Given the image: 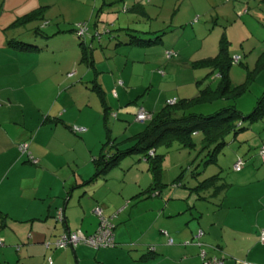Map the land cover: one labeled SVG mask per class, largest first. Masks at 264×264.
I'll list each match as a JSON object with an SVG mask.
<instances>
[{
	"label": "crops",
	"instance_id": "crops-1",
	"mask_svg": "<svg viewBox=\"0 0 264 264\" xmlns=\"http://www.w3.org/2000/svg\"><path fill=\"white\" fill-rule=\"evenodd\" d=\"M120 1L122 3L119 11L152 20L145 4H150L152 0H145L144 5L141 0ZM113 2L115 1L103 0V5ZM126 5L127 7H124ZM258 6H264V0L258 1ZM113 9L109 8V11H114ZM133 24L118 28L137 31L136 34L142 38H154L161 34L159 24H150L137 30ZM70 29L66 32H70ZM202 30L206 32L204 37L213 33V30L204 27ZM64 33L63 30H57L41 37L44 40H54ZM18 35L13 33L9 40L21 41L15 38ZM3 38L0 40V215L4 216L5 223L0 229V240L3 242V246H0V264H202L200 250H205L209 256L217 257L221 264H255L248 258L256 254V246L255 243L252 245L246 236L244 237L247 241L242 246L243 249L247 246L245 262L236 260L234 263H225L222 256L225 251L222 244L228 237L227 232H233L228 238L233 236L234 241L235 235H244L231 230L233 228L230 226H235L236 219H239L236 226L241 225L243 211L228 210L229 204L224 203L227 200L224 189L216 195L210 193L213 198L222 194L219 203H209L200 211L193 207L194 212L191 211L192 215L186 223H174L172 218L176 216L168 214L165 220L168 223L161 227L164 229L161 231V237L152 238L145 245L142 236L151 225L143 229L141 224L138 226L134 223L137 201L132 199L128 192H123L118 186L119 183L110 178L111 171L103 179L99 178L90 185H83L94 174L93 162L99 156L108 136L120 140L143 130L136 132L134 125L124 127L118 122L108 126L105 115L101 122V105L97 94L91 90L92 80L96 81L104 93L109 109L107 117L118 119L121 116L125 120L123 122H128L127 118L133 115L135 122L137 108H143L146 112L157 110L139 105L137 100H119L118 98L126 97L127 93L123 91L118 96L115 89L118 87L117 79L112 77V73L109 74L111 71L106 70L104 74L103 65L100 70V66L95 65L96 62H104V56L96 53L92 47L95 71L93 70L91 77L86 78L88 74H85L79 81L65 85L64 81L55 82L54 74L51 73L54 70L53 65L63 67L64 59L65 66H69L68 50L65 47L67 43L50 47L45 42L38 47L37 43L21 41L36 46V49L20 50L8 45ZM114 39L116 35L112 34L101 37L100 50L103 40H107L108 44L105 43V46L108 48L110 41L113 42ZM126 41L127 38L122 44ZM119 44L120 41L116 43L114 52L122 48H118ZM128 47L136 49L130 46L122 49ZM75 75L76 72L66 74L68 79L74 78ZM122 82L125 85L124 81ZM128 86H131L130 83ZM138 87L143 89V86ZM115 100L118 102H114ZM166 102L167 100L163 106ZM132 103L136 109L128 106ZM123 105L124 107H121ZM120 126L121 133L115 132ZM73 127L81 128L82 131L73 132ZM22 143L28 145L27 152L37 160V164L30 163L27 153L22 154L19 151L18 145ZM143 161L147 165L144 159ZM261 163H264V160ZM259 181L261 182L256 183L262 185L264 176ZM248 184L250 185L241 186L250 188L247 189V195L244 194L241 199L231 202L230 205L236 209L248 205L257 210V228H252V231L258 236L264 229V190L254 192L258 185ZM114 190L120 191L116 193ZM146 195L149 196V193ZM126 201L128 206L122 207ZM164 204L166 208L167 203ZM97 205L103 208L104 215L111 218L115 225L114 247L95 250L84 245L74 248H55L52 245L59 235L68 233L67 230L80 231L85 235L93 234L97 229L98 219L92 210ZM121 207L124 209L119 212ZM58 212L63 213L61 221L56 218ZM178 212L180 215L182 211L179 209ZM129 224L137 226L136 233H130ZM199 232L201 235L196 237ZM169 239H172V244L168 243ZM48 243L51 245L46 247ZM150 247L153 248L152 251L149 250Z\"/></svg>",
	"mask_w": 264,
	"mask_h": 264
},
{
	"label": "rangeland",
	"instance_id": "rangeland-1",
	"mask_svg": "<svg viewBox=\"0 0 264 264\" xmlns=\"http://www.w3.org/2000/svg\"><path fill=\"white\" fill-rule=\"evenodd\" d=\"M114 1L112 4L103 5V0H0V40L4 37L3 41L8 42L10 35L18 33L19 35L15 37L17 40L31 44L37 43L38 47H40L39 44L44 45L45 42L50 47L54 44L60 43L58 45L60 46L67 43L65 47L68 50L69 68L65 66L66 59H64L63 67L53 65L54 70L51 73L54 74L55 82L64 81L65 85L79 81L82 75L88 74L86 77L88 78L93 74V69L88 64L80 62L79 44L83 42L87 47H92L96 53L104 56V62H96L95 65L100 66L99 70L103 65L102 69H105L103 70L105 72H101L105 74L106 70L111 71L109 74L112 73V77L117 79L118 87L115 89L118 96L120 92L127 93L126 97L118 98L119 100H137L139 105L158 110L165 100L169 102L193 98L199 91L198 87L200 89L210 87L214 90L219 85L220 80L216 70L210 67L193 68L192 65L201 59L215 57L219 50L220 40L226 39L228 41L226 51L231 58L228 69L231 88L244 85L248 76L252 77V80L247 83L245 92L235 100L214 99L211 102L196 103L192 106V110L199 114L211 115L223 107L234 106L242 114V118L253 111L264 93V66L260 67L264 64L262 60L264 56V6H258L260 0H152L150 4L145 3L146 11L152 17L150 21L139 18L133 13L126 14L122 10L119 11L122 1ZM144 1L141 0L143 5ZM109 8H114V11H109ZM37 9L43 10L42 18L29 21L21 29L17 28L15 32L8 28L17 18ZM79 24H84L86 27L83 38L77 39L74 32H66ZM129 24H133L136 30L144 29L150 24H159L161 33H163L161 38L163 43L148 48L130 46L136 49H129V47L122 49L127 47H123L125 45L122 41L127 38L125 33L130 31L120 30L121 28L118 27L126 28ZM203 27L213 30V33L204 37L206 32L202 30ZM35 29L42 30V33L49 35L57 30H63L65 33L61 34L59 39H54L55 41L52 38L44 40L41 37L44 34L40 32L38 35L34 34ZM4 32L8 33L5 35ZM95 34H99L102 38L112 34L116 35V39L113 42L110 41L108 48L105 46L107 40H103L100 50L99 36ZM119 41L121 44L118 48H122L114 52L116 43ZM139 49L143 51L140 52ZM165 51L170 53L171 57L165 56ZM85 52L88 55V50ZM235 57H239L238 62L232 61ZM68 72H76L75 77L68 79L66 76ZM128 83L131 86H128ZM138 85L143 86V89ZM98 102L100 104L99 99ZM132 105L133 103L128 104V106ZM132 107L136 109L135 106ZM101 113L102 122L103 108H101ZM127 120L130 123L123 122L125 120L121 116L118 119L107 117V124L110 126L118 122L124 127L131 124L137 129L136 132L144 128V122H133V115ZM239 126L241 130L235 135L227 136L226 145L215 154V162L209 164L205 163V153H200L202 132L192 135V146L181 147L177 142L168 148L165 145L159 146L156 154L165 155L161 164V183L155 189L157 191L149 193V196L146 195V190L151 183L152 174L142 156L126 157L117 168L109 173L110 178L119 183L118 186L124 190L123 192H128L132 199H136L135 205L138 206L136 207L137 212H134L136 215L134 223L138 226L141 224L143 229L151 225L142 236L145 245L150 239L161 237L163 233L161 231H164L161 227L168 223L165 221L168 214L176 216L172 218V222L182 224V221L186 223L190 219L191 211L194 212L193 207L200 211L209 203H219L222 194L213 198L210 195V193L214 194L213 188L202 191L198 190V186L205 179L220 174L221 180L217 186L224 185L223 193L227 196L224 203L229 204L228 210L235 212L242 209L243 211L242 218H240L241 225L236 226L239 219L235 218V226L230 227L233 228L231 230L239 231L244 235H235L236 241H234L233 236L228 238L233 235V232H227L228 237L222 244L225 250L222 255L225 263H234L236 260L246 261L247 246H244V249L242 247L247 241L244 237L246 236L251 240L250 243L252 245L255 243L256 246V254L248 259L255 264H264V244L259 241V235H255L252 231V228H257V210L248 205L237 209L230 205L231 202L241 199L244 194L247 195L249 191L247 189L250 188L241 186L250 185L248 183L257 184L254 192L264 190V182L262 185L258 184L261 182L259 179L264 176V163H261L263 160L259 155L261 148L264 147V116L252 121L242 119L236 123V127ZM121 131V126L117 131L115 130L119 133ZM104 141L105 138H103V143ZM238 158L243 160L244 165L240 172H235L233 165ZM114 191L119 193L120 190ZM140 192L142 193L137 195ZM201 197L206 199H201ZM164 202L167 203L166 208H164L166 206ZM127 204L126 201L122 207ZM122 207L119 212L124 209ZM179 209L182 211L180 215H178ZM235 216L238 217V215ZM136 227V225L129 224L128 230L130 233H136L138 229Z\"/></svg>",
	"mask_w": 264,
	"mask_h": 264
},
{
	"label": "trees",
	"instance_id": "trees-1",
	"mask_svg": "<svg viewBox=\"0 0 264 264\" xmlns=\"http://www.w3.org/2000/svg\"><path fill=\"white\" fill-rule=\"evenodd\" d=\"M43 17V10L37 9L24 16L16 19L9 25V29H16L23 27L24 24L32 21L36 18ZM98 18V17H97ZM77 28H71L70 32H74L76 35ZM126 30V29H124ZM129 31V30H128ZM37 29L34 30V34L38 35ZM137 31L131 30L129 33H125L127 37V46H135L138 48H146L162 43V35H157L154 38L144 39L139 36ZM166 33V32H164ZM99 36L98 34H95ZM77 39H80L76 36ZM101 37H99L100 39ZM8 45L20 49V50H35L36 46L24 43L16 40H9ZM228 41L221 39L219 44V50L215 57L205 58L195 62L193 68H211L217 71L220 80L219 85L213 90L210 87L200 89L198 87V93L193 98L189 99H177L173 104L165 103L163 107L155 112H147L150 114V119L144 121V128L141 132L136 133L133 136H129L124 139H112L108 136L107 141L103 144V148L99 156L94 160V174L89 180L85 181L83 185H90L97 181L99 178H104L110 171L117 168L122 160L132 155H141L147 162L148 170L152 174L151 183L146 190V193H151L158 188L161 183V164L164 159V154L157 155L156 150L161 145L171 146L174 142H177L182 146H192L191 137L198 132L203 133L202 145L200 153H205L206 164L215 162V154L226 145V138L230 134H237L241 127H236L237 121L244 120H256L264 116V93L257 101L253 111L242 118V114L234 106H226L216 110L211 115H203L194 112L192 106L198 103L211 102L214 99H236L239 95L245 92L247 83L252 80V77L247 78V82L236 88H231V82L228 77V69L231 64V58L229 57L226 48ZM81 48L82 62L89 65L94 70L92 48L84 45L83 42L79 44ZM85 50H88L86 55ZM168 52H165V54ZM166 56V55H165ZM264 61V56L262 57ZM264 64L260 65L263 67ZM95 71V70H94ZM93 85L91 90L95 92L100 101L101 108H103L104 119H107L109 113L108 106L106 105L103 91L97 85L96 81L92 80ZM145 111V110H144ZM243 127V126H242ZM25 144V143H22ZM20 145V144H19ZM18 145V147H19ZM153 154H149V152ZM261 157V156H260ZM29 158V157H28ZM262 159V158H261ZM30 163H32L30 161ZM37 164V163H36ZM240 172V171H239ZM221 180L218 175L211 176L198 186V190L208 191L213 188V192L216 195L224 187L223 184L217 186V183ZM199 191V192H202ZM201 199H206L201 197ZM100 208L103 212V208L99 205L95 208ZM92 210V212H93ZM104 215V213H103ZM105 216V215H104ZM113 226V246H115L114 229L115 225L111 221V218L105 216ZM56 221V220H55ZM4 216L0 215V229H2ZM98 227V226H97ZM97 230V229H96ZM260 234V232H259ZM260 241V240H259ZM3 246V242H2ZM110 248V247H108ZM106 249V248H105ZM149 250H153L151 247ZM206 252V251H205Z\"/></svg>",
	"mask_w": 264,
	"mask_h": 264
},
{
	"label": "built area",
	"instance_id": "built-area-1",
	"mask_svg": "<svg viewBox=\"0 0 264 264\" xmlns=\"http://www.w3.org/2000/svg\"><path fill=\"white\" fill-rule=\"evenodd\" d=\"M76 36L79 38H83L84 34L86 32V27L84 24H79L76 26ZM168 58L171 57L170 53L165 54ZM239 57H235L232 59L233 62H238ZM169 104H173L174 101H169ZM150 119V114H148L146 111H144L142 108H138L136 113H135V121L137 122H144ZM82 131L81 128L78 127H73V132H80ZM27 147L28 145L25 144H20L19 145V151L22 154L27 153L29 160L33 163L36 164L37 160H35L32 156L29 155L27 152ZM149 154H153V152H149ZM259 155L261 156L262 160H264V147L261 148ZM243 160L242 159H237L236 162L233 165V170L235 172H239L243 168ZM93 214L97 217L98 219V227L97 230L91 234V235H85L80 231L76 232H68V233H63L59 235L55 242H53V246L55 248H74L78 245H84L86 247L98 250V249H105L108 247L113 246V226L111 225L110 221L103 215V212L100 208H95L93 210ZM57 220H62L63 219V213L58 212L56 216ZM201 235V232L196 237H199ZM259 240L261 243H264V229L260 231L259 234ZM169 244H172V239L168 240ZM51 245L50 243L46 244V247ZM0 246H2V240H0ZM199 256L202 260V264H221V260L218 259L215 256H209L205 250H200Z\"/></svg>",
	"mask_w": 264,
	"mask_h": 264
},
{
	"label": "water",
	"instance_id": "water-1",
	"mask_svg": "<svg viewBox=\"0 0 264 264\" xmlns=\"http://www.w3.org/2000/svg\"><path fill=\"white\" fill-rule=\"evenodd\" d=\"M67 232H69V230H67Z\"/></svg>",
	"mask_w": 264,
	"mask_h": 264
}]
</instances>
